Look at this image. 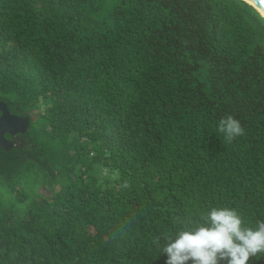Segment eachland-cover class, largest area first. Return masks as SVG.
Instances as JSON below:
<instances>
[{
	"label": "trees",
	"instance_id": "obj_1",
	"mask_svg": "<svg viewBox=\"0 0 264 264\" xmlns=\"http://www.w3.org/2000/svg\"><path fill=\"white\" fill-rule=\"evenodd\" d=\"M0 95L29 118L0 148V264H166L182 219L264 220V17L244 0H0Z\"/></svg>",
	"mask_w": 264,
	"mask_h": 264
},
{
	"label": "clouds",
	"instance_id": "obj_2",
	"mask_svg": "<svg viewBox=\"0 0 264 264\" xmlns=\"http://www.w3.org/2000/svg\"><path fill=\"white\" fill-rule=\"evenodd\" d=\"M216 128L229 142L244 134L231 115L222 117ZM180 224L160 249L166 264H249L250 258L264 255V220L245 226L232 207L213 206L199 219H182Z\"/></svg>",
	"mask_w": 264,
	"mask_h": 264
},
{
	"label": "water",
	"instance_id": "obj_3",
	"mask_svg": "<svg viewBox=\"0 0 264 264\" xmlns=\"http://www.w3.org/2000/svg\"><path fill=\"white\" fill-rule=\"evenodd\" d=\"M251 4L264 17V0H244ZM3 107V104L0 103ZM1 122L4 124L5 132L13 134L15 132L23 133L28 129L29 118L27 116H16L9 113L7 105L4 104V115L1 117ZM11 142L0 134V147L4 150L11 148Z\"/></svg>",
	"mask_w": 264,
	"mask_h": 264
},
{
	"label": "flooded vegetation",
	"instance_id": "obj_4",
	"mask_svg": "<svg viewBox=\"0 0 264 264\" xmlns=\"http://www.w3.org/2000/svg\"><path fill=\"white\" fill-rule=\"evenodd\" d=\"M2 96L0 95V103H2L3 104V107H1L0 106V134H2V137L3 138H6L7 140H9L10 142H11V147L13 146V145H16V144H19V143H22V139L20 138L21 136V134L22 133H20V132H15V133H13V134H10V133H7V132H5L4 130H5V128H4V124L1 122V117L4 115V104H6L5 103V101L1 98ZM7 105V104H6ZM7 109H8V111H9V113L10 114H12V115H16V116H20V115H18V114H16V113H14V112H12L10 109H9V107L7 106ZM28 128H29V125H28ZM28 130V129H27ZM26 130V131H27ZM1 149H3L2 147H0Z\"/></svg>",
	"mask_w": 264,
	"mask_h": 264
},
{
	"label": "rangeland",
	"instance_id": "obj_5",
	"mask_svg": "<svg viewBox=\"0 0 264 264\" xmlns=\"http://www.w3.org/2000/svg\"><path fill=\"white\" fill-rule=\"evenodd\" d=\"M27 178H31V175L29 176V177H27ZM26 180V182H29L30 181V179L29 180H27V179H25ZM24 180V181H25ZM25 183V182H24ZM37 189H35V191H36Z\"/></svg>",
	"mask_w": 264,
	"mask_h": 264
}]
</instances>
